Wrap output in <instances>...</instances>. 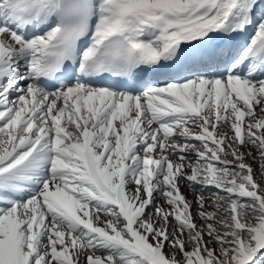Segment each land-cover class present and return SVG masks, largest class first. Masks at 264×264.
I'll list each match as a JSON object with an SVG mask.
<instances>
[{
  "label": "snow or ice",
  "instance_id": "obj_1",
  "mask_svg": "<svg viewBox=\"0 0 264 264\" xmlns=\"http://www.w3.org/2000/svg\"><path fill=\"white\" fill-rule=\"evenodd\" d=\"M0 264H264V0H0Z\"/></svg>",
  "mask_w": 264,
  "mask_h": 264
},
{
  "label": "rangeland",
  "instance_id": "obj_2",
  "mask_svg": "<svg viewBox=\"0 0 264 264\" xmlns=\"http://www.w3.org/2000/svg\"><path fill=\"white\" fill-rule=\"evenodd\" d=\"M182 191H184L189 196V198H191L192 194H191V192H189V190L187 188H183ZM211 210L212 209L209 208V211H211Z\"/></svg>",
  "mask_w": 264,
  "mask_h": 264
}]
</instances>
